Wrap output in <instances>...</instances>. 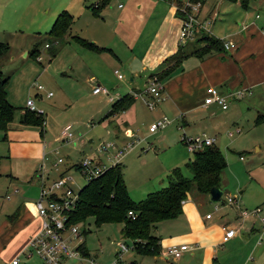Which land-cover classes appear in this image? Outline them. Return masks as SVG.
Wrapping results in <instances>:
<instances>
[{"label":"crops","instance_id":"0c3cea01","mask_svg":"<svg viewBox=\"0 0 264 264\" xmlns=\"http://www.w3.org/2000/svg\"><path fill=\"white\" fill-rule=\"evenodd\" d=\"M78 1V5H71L72 12L62 8L72 16L64 35L58 38L49 34L51 40L44 41V43H48V45L43 43V46L48 50L45 58L47 59L46 63H41V56L36 57L42 66L37 68L34 64L29 65L28 67L32 68L31 72L20 69L24 76L23 84L17 80L10 83L9 75L5 85L6 98L15 108L11 120L7 123V128L4 131L0 130V181L2 183L0 192L5 193V198H7L1 199L0 202V207L4 206L5 210L0 221L3 224L0 228V258L3 262L0 261V264H10L9 260L13 256L19 257L22 254L27 259L35 256L38 261L31 264H39L38 256L24 254L28 240L40 227V217L36 210L35 198L39 194L42 180L48 182L56 178L61 171H67L69 165L72 164V162H68L66 166L59 169L54 166L56 157L51 162L55 156L54 153L58 154V148L51 147V139L48 135L50 128L46 124L43 110L44 120L42 124L20 120L22 112L26 108L24 99L29 96L34 98L30 91L35 88L36 79L51 69L49 65L58 56L59 48L64 54L59 57L61 62L56 65L57 68L51 70L55 76L56 85L61 86L58 84V81L61 80L57 73H62L66 77L74 78L75 82L78 80L83 82L84 84L80 85L81 87L86 85L88 95L98 98L102 92H93L91 87L95 82L108 86L112 77L106 74L109 77L107 78L105 73L117 76L114 70L118 68L122 72L119 68L121 64V67L131 70V79L133 80L128 84H121L119 87L121 91L128 92L132 89H141L140 84L133 83L135 79L137 80V77L141 76L148 83L151 72L156 70L167 56L176 51L181 43L179 34L182 18L176 13V0H126L124 4L117 3L116 0H109L108 3L99 7L97 12L93 11L90 6V4L95 3V0ZM41 2L43 1L0 0V21L2 26H6L0 28V35L6 34L8 37L10 31L15 35L12 39H0L8 43V48L11 40L22 37L24 28H39L41 24L49 23L53 15L55 19L57 13L62 10L56 11L59 6L51 12H47V9L41 16L39 6L45 7V4ZM204 3L205 0L202 2V10ZM135 4L139 10L133 13L132 9ZM211 11L206 10L203 15H216L215 10L212 13ZM248 17L250 16H245L243 22L238 23L236 29L231 31V35L222 37L223 40H231L234 43L229 48L214 51L202 57L190 55L182 61V68L164 81L163 98L160 99V102H164L165 106L156 108L160 103L158 101L154 106L155 108H150V122L161 117L165 112L170 113L172 119L176 118L177 121L180 119L181 125L189 126L196 122L195 115L211 116L216 104L222 106L216 101L204 102L208 86L215 85L218 87L216 84H222L223 88H218L225 94L227 101V98L242 96V94L236 93L237 89H251L254 84L264 82V25L258 26L255 21L261 18L260 14L259 16L255 14V20L253 19L250 23L246 22ZM1 30L4 32L2 33ZM77 36L106 48L97 49L87 45L79 41ZM63 41H73L77 45L69 42L60 47ZM36 42L37 39L33 41V44ZM52 48L56 49L54 54L50 53ZM38 50L40 49L38 48ZM41 52L40 50L39 53ZM28 54V50L23 51V55L28 56ZM193 57L200 58V62L188 64L187 62L190 63L192 59H195ZM122 78L118 79L123 80ZM51 80L54 81L52 77ZM62 81L66 82V80ZM46 84H49L48 80ZM240 84L244 87H239ZM61 87L62 95L69 97L71 95L69 87L64 84ZM43 90L45 88L39 91L35 88L33 95L41 96ZM122 92L114 91L112 95L118 96ZM103 94L105 97L109 95ZM117 96L113 99L110 96L104 97L103 101L102 98H99V102L88 107V118L91 120L98 118V121L112 119L116 121L118 134L122 135L119 131H122L123 127L127 134H132L133 132L129 127L131 123L137 120L143 122L149 120L145 114H142L141 103L137 101L139 96L125 110L106 116ZM144 100L143 102H145ZM57 101L58 98H55L53 102L56 103ZM227 107L228 104L223 108ZM122 115L123 117H121ZM237 127L239 130H236ZM237 127L235 130L240 131L241 128ZM70 128L72 130L71 124ZM124 137L126 138V136ZM53 139H60L65 143H69L71 140L75 141V137L65 140L57 135ZM116 145L120 146L118 143ZM82 146H84L83 142ZM95 152L93 155L100 156L103 154L105 157L107 156L105 153L99 152L100 154H97L98 151ZM100 158L102 159L101 156ZM77 162L73 163L76 168ZM211 201L213 200L210 193L190 191L188 197L183 201L182 213L173 218L160 220L154 227V233L161 238V252L156 254L140 253L131 248L128 250L131 251L127 256L124 258L121 256L122 261L127 264L133 261H135L133 264H216L219 262L221 247L240 239V231L244 227L241 221L243 216L237 209V215L232 218L225 215L226 211L219 212L217 216H214L212 212L211 216L207 217L206 208L211 206ZM222 203L230 206L227 209H231L235 208L234 203L237 202L222 200ZM221 206L217 203L213 209H219ZM238 207L242 209L239 205ZM249 220L250 230L258 231L257 237L263 225L260 215H258V220L261 222L257 223L258 220L252 219V217ZM236 223L239 224L237 233L224 240L223 225L235 226ZM184 242L188 243V247L183 250L180 256L175 257L167 254L166 249L169 245ZM84 244L87 254L90 255L85 237ZM24 262L26 260L23 263L20 260L19 264H24Z\"/></svg>","mask_w":264,"mask_h":264},{"label":"rangeland","instance_id":"374dc122","mask_svg":"<svg viewBox=\"0 0 264 264\" xmlns=\"http://www.w3.org/2000/svg\"><path fill=\"white\" fill-rule=\"evenodd\" d=\"M42 1L41 3L45 4V7L39 6L41 16H43L47 9V12H51L58 6L57 12L62 8L69 9L72 12L71 5L75 6L79 4L78 0H67L69 2L66 0ZM101 1L95 0V3L98 2L100 5ZM116 2L124 4L126 0H116ZM179 2L180 0H176L177 5H179ZM133 6L132 12L135 13L139 8L136 4ZM206 10H212L211 13L215 10L216 15H212V20L208 23V29L221 38L231 35V31L236 29L239 22H243L242 20L245 16H250L246 20L247 23H250L253 19L255 20V14L259 13L261 18L255 21L258 26L264 25V0H253L248 9H244L238 1L205 0L202 14H205ZM56 11L55 13H57ZM53 19L54 15L49 23L41 24L39 28H24L22 37L17 40H11L10 47L0 55V69L5 75H10V83H13V80L21 81V84L24 83V76L20 69L31 72L32 68L28 67L29 65L34 64V66L40 68L42 66L41 63H46L47 59L45 58L48 50L43 46V43L44 41L51 40V36L47 30ZM1 27L6 26H2L0 21ZM1 32L3 33L4 31L1 30ZM196 32H199V30ZM14 36L10 31L8 37L6 34L0 35V39H12ZM36 39L38 48L42 51L41 53H39L40 50L37 52V56L42 57L41 63L31 56L30 53L28 56L23 55L24 50H31L34 45L33 41ZM69 42L77 45L73 41H63L62 43L60 42V47ZM60 43H57V45H60ZM59 51L58 56L49 65L51 69L36 79V83H41L45 88L42 91L43 94L41 96H34L33 92L35 88H32L30 93L34 97V105L44 111L46 124L50 128L48 135L51 139V147L58 148V154L54 153L55 156H53L51 162H53L55 157L61 156L63 160L59 162V169L66 166L68 162H72L65 173L71 174L73 178L72 186L75 189L80 188L86 181L80 170L74 166L73 163L75 161H79L86 156H96L93 155L95 151H98L97 154H100L98 144L102 139L114 140L120 146L132 141V146L126 150L125 155L120 158V161L123 164V174L128 192L132 199L139 201L145 198L148 192L166 185L167 175L174 166H180L186 175H191V169L186 163L193 157L194 153L182 141L183 135L193 136L206 133L216 137L215 144L221 148L227 160V165L221 173L220 187L223 190L222 197L220 200H217L218 202L215 200L211 201V206L206 208V210L211 214L213 212L214 216H217L221 211H226L225 215L228 218H232L237 215V209L240 210L238 205L249 211L259 205L262 207L260 215L264 216V82L254 84L251 86V89H243L242 96L238 98H227V108L216 104L211 116L205 114L195 115L196 122L191 123L189 126L181 125L180 119L179 121L176 118L172 119L170 113L164 112L163 115H166L170 121L164 127H159L156 130H150V123L152 121L150 122L149 119L151 115L149 110L152 107L142 99V96H139L137 101L141 103L142 114H145L149 121L143 122L137 120L129 126L133 132L132 134H127L124 131L125 129L123 130V127L122 131H119L122 133L120 135L118 134L116 121L112 119L98 121V118H93V120L88 118V107L99 102V98H102L103 101L105 97L104 92L98 98H93L88 95L86 85L81 87L80 84H84L83 82L80 80L75 82L74 78L57 73L58 78L61 80L58 81V84L68 86L71 92L69 97L62 95V87L56 85L55 76L51 72L61 62L59 57L64 53L61 52V48H59ZM193 58L195 59L187 63L191 65L196 64L194 62H200V58ZM118 63L120 64L119 61ZM119 68L124 74L123 80L118 79L119 77L117 78L116 75L114 76L111 73H105L107 78L112 77L111 83H108L112 94L114 91L121 93L122 91L119 88L121 84L124 85V83L128 84L133 81L129 68L125 69L121 67V64ZM51 77L54 81L51 80ZM47 80L50 85L46 84ZM62 80H66V82ZM133 83L140 84L142 89L147 86V81L141 78V76L137 77V80L135 79ZM216 85L219 88H223L222 84ZM110 86L115 87L112 88ZM239 87L244 86L240 84ZM46 91H51L52 94L50 96L46 95ZM126 92H122V94ZM60 96L61 98H59ZM116 96L114 95L113 97ZM161 97L157 99L159 102L163 98ZM55 98H58L56 103L53 102ZM161 106H165V103L160 102L156 108ZM259 115L261 118L258 120ZM67 123L72 125L75 141L71 140L69 143H65L60 139H53L55 135L60 136L62 127ZM237 126L241 128L240 131L235 130ZM52 129L54 130L52 131ZM231 132L232 134H230ZM82 142L84 146H82ZM100 156L104 162L108 163V159L103 154H100ZM191 191L195 192L197 190L194 188ZM4 194L0 192V202L1 199H7ZM228 196L235 198V202H237L234 203L236 210L235 208L227 209L230 206L222 203V200L226 201ZM217 203L222 206L219 209H213ZM4 214L5 210L3 206L2 208L0 207V221ZM251 217L258 220V215L251 212L243 216L241 221L244 227L240 231V239L232 244L227 243L221 247L222 251H220L219 262L216 264H264V236L258 242L260 233L256 237L258 231L254 232L249 228V219ZM258 222L261 221L258 220ZM122 224L121 221H110L97 225L93 221L92 216H88L83 222L79 223L82 228L83 239L85 237L86 244L90 250L89 256L95 258L97 264H109L117 257L118 242L127 241L131 244V239L123 237L121 231ZM2 225L0 222V228ZM235 226L238 227L239 224L237 225L236 223ZM78 241V238H73L72 240L73 243ZM130 251H123L121 253L122 258L127 256ZM19 258L22 260V263L26 260L24 264L36 263L38 261L35 256L27 259L23 254ZM0 261L3 262L1 258ZM81 262L82 264H89L86 259H83ZM75 263L79 262L76 259L69 258L63 264Z\"/></svg>","mask_w":264,"mask_h":264},{"label":"trees","instance_id":"16d2710c","mask_svg":"<svg viewBox=\"0 0 264 264\" xmlns=\"http://www.w3.org/2000/svg\"><path fill=\"white\" fill-rule=\"evenodd\" d=\"M108 1L102 0L100 5L97 2L90 6L93 11L97 12L99 7ZM233 1H238L244 9H248L253 0ZM181 2L180 0L178 4L180 5ZM179 5L176 8V13L181 15ZM71 20L72 16L67 10H60L47 30L48 34L60 38L66 32ZM78 38L79 41L97 49L106 48L90 40ZM37 47L38 43H35L29 51L35 58L38 52ZM7 49L8 43L0 40V55ZM224 49V40L221 37L200 29L193 39L181 42L177 50L167 56L158 68L151 72V75L156 74L158 79L164 83L168 77L182 68V61L188 56L202 57ZM55 51L56 49L52 48L50 53L54 54ZM8 77L9 75H5L0 69V130L3 131L7 128V123L11 120L15 108L6 98L5 85ZM135 98L131 91L115 98L106 116L125 110ZM25 107L20 118L21 121L43 123L42 112ZM260 118L259 115L257 119ZM193 153V157L186 163L191 169V175H186L180 166H174L167 175V184L148 192L146 197L139 201L132 199L128 192L122 162L117 161L111 164L100 174L87 179L78 189V201L70 209L67 220L80 223L88 216H92L97 225L103 222L121 221L123 223L122 233L124 237L133 241L136 251L160 253L161 238L154 233L156 223L182 213L183 201L192 189L195 188L201 193H209L213 185L220 186L221 173L227 165L223 151L215 142L193 150ZM130 209L135 212V217L128 213ZM78 248L87 254L84 239L78 244Z\"/></svg>","mask_w":264,"mask_h":264},{"label":"built area","instance_id":"2783aa9c","mask_svg":"<svg viewBox=\"0 0 264 264\" xmlns=\"http://www.w3.org/2000/svg\"><path fill=\"white\" fill-rule=\"evenodd\" d=\"M202 2L203 0H182L179 8L182 12L180 15L182 23L180 27V42H185L189 39H193L200 32V29L209 31L208 23L212 20V15L202 14ZM178 6V5H177ZM259 16V14H256ZM199 30V32H196ZM48 45L47 42L44 43ZM234 43L231 40H224L225 48H229ZM40 56H37L39 58ZM115 73L119 78L123 77V73L115 68ZM37 90L44 89L41 83H35ZM93 92H104L110 96H114L111 93L110 88L99 82H95L91 87ZM164 84L158 79L156 74L150 75L147 86L141 89L130 90L135 97L142 96L146 103L150 107H154L161 96L163 97ZM204 96V102L210 103L216 101L222 105L227 106L226 96L215 85L208 86ZM236 93L241 95L242 89H237ZM46 95H50L51 91H46ZM118 95L117 97L121 96ZM161 97V98H162ZM25 105L36 112H42V109L37 108L34 105L33 98L27 97ZM169 118L163 115L150 123V130H156L157 128L164 126L169 122ZM236 130H239L237 127ZM232 133V132H231ZM60 138L70 140L73 138V132L70 128V123L65 124L60 132ZM216 140L215 136L203 133L201 135L187 136L183 135L182 141L185 142L190 150H196L202 148L206 144H212ZM132 141H129L126 145L117 146L114 140H100L98 144V150L101 153L107 154L108 163L104 162L100 156H86L81 158L77 163V168L80 170L82 176L89 179L92 176H96L103 172L111 164L120 161V158L126 152V150L132 146ZM242 157V155H241ZM63 159L61 156H57L54 161L55 168H58L59 162ZM111 161V162H110ZM61 171L56 178L46 182L41 181L39 194L35 198V206L37 213L40 217V227L33 236L27 242V246L24 250V254L29 256L35 254L40 259V264H63L66 259L73 258L79 263L86 259L89 264H97L95 258L84 254L79 248L78 244L83 240L82 228L77 222H70L67 220L68 213L78 201V189L72 186L73 178L71 174ZM228 202H235V198L228 196L226 198ZM218 202V201H217ZM217 206V205H216ZM262 207L256 206L251 211L246 208L240 209L241 216L252 214L260 215ZM128 213L135 217V212L129 210ZM206 216H211L210 212L206 213ZM262 220V229L259 235V241L264 236V216L260 215ZM225 233L223 239L226 240L229 237L234 236L237 233V226L223 225ZM73 238H78V242L73 243ZM117 257L109 264H126L122 262L121 253L134 247L133 241L129 244L127 241H120L117 243ZM188 247V243L171 244L166 249L168 255L178 257L182 254L183 250ZM87 256V257H85ZM10 264H19L20 258L15 255L9 260ZM130 264V263H129Z\"/></svg>","mask_w":264,"mask_h":264},{"label":"water","instance_id":"95a60500","mask_svg":"<svg viewBox=\"0 0 264 264\" xmlns=\"http://www.w3.org/2000/svg\"><path fill=\"white\" fill-rule=\"evenodd\" d=\"M209 193H210L211 199L217 201L221 199L223 190L219 185H213L210 188Z\"/></svg>","mask_w":264,"mask_h":264}]
</instances>
